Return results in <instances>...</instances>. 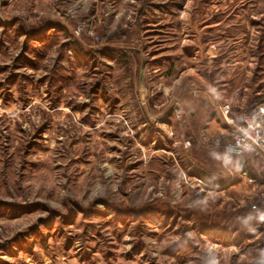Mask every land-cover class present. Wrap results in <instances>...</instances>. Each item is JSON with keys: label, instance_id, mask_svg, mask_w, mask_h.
<instances>
[{"label": "rangeland", "instance_id": "obj_1", "mask_svg": "<svg viewBox=\"0 0 264 264\" xmlns=\"http://www.w3.org/2000/svg\"><path fill=\"white\" fill-rule=\"evenodd\" d=\"M224 104L264 105V0H0V264H258Z\"/></svg>", "mask_w": 264, "mask_h": 264}, {"label": "built area", "instance_id": "obj_2", "mask_svg": "<svg viewBox=\"0 0 264 264\" xmlns=\"http://www.w3.org/2000/svg\"><path fill=\"white\" fill-rule=\"evenodd\" d=\"M230 113L229 104H224L219 108L221 118L228 126H231L232 140L226 143V152L242 155L251 151L258 156L260 155L257 150L264 153V135L261 133L259 122L264 116V105L254 108L252 116L244 115L242 119L236 121L231 118ZM252 209L257 210V207L253 206Z\"/></svg>", "mask_w": 264, "mask_h": 264}, {"label": "clouds", "instance_id": "obj_3", "mask_svg": "<svg viewBox=\"0 0 264 264\" xmlns=\"http://www.w3.org/2000/svg\"><path fill=\"white\" fill-rule=\"evenodd\" d=\"M209 264H215V261H209ZM258 264H264V253H261V259Z\"/></svg>", "mask_w": 264, "mask_h": 264}, {"label": "water", "instance_id": "obj_4", "mask_svg": "<svg viewBox=\"0 0 264 264\" xmlns=\"http://www.w3.org/2000/svg\"><path fill=\"white\" fill-rule=\"evenodd\" d=\"M258 154L260 155V157L264 160V153L261 152L260 150H257Z\"/></svg>", "mask_w": 264, "mask_h": 264}]
</instances>
